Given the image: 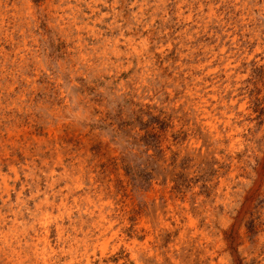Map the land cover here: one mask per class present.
Segmentation results:
<instances>
[{
    "label": "rangeland",
    "instance_id": "374dc122",
    "mask_svg": "<svg viewBox=\"0 0 264 264\" xmlns=\"http://www.w3.org/2000/svg\"><path fill=\"white\" fill-rule=\"evenodd\" d=\"M0 264H264V0H0Z\"/></svg>",
    "mask_w": 264,
    "mask_h": 264
},
{
    "label": "bare ground",
    "instance_id": "6f19581e",
    "mask_svg": "<svg viewBox=\"0 0 264 264\" xmlns=\"http://www.w3.org/2000/svg\"><path fill=\"white\" fill-rule=\"evenodd\" d=\"M178 66V65H177ZM182 67V66H181ZM186 67V66H185ZM184 68V67H183ZM190 69V68H189ZM179 75V74H178ZM178 77V76H177ZM162 87V86H161ZM190 89V88H189ZM188 90V89H187ZM186 91V90H185ZM180 92V91H179ZM183 92V91H182ZM190 92V91H189ZM178 93V92H177ZM200 95V94H199ZM195 104V103H194ZM202 104V103H201ZM195 106V105H194ZM200 106V105H199ZM205 108V107H204ZM198 111V110H197ZM206 111V110H205ZM207 113V111H206ZM200 115V114H199ZM209 117V116H208ZM204 118V117H203ZM212 118V117H211ZM212 122V121H211ZM211 125V124H210ZM213 125V124H212ZM77 229V228H76Z\"/></svg>",
    "mask_w": 264,
    "mask_h": 264
}]
</instances>
